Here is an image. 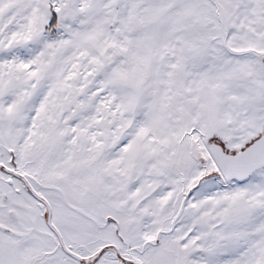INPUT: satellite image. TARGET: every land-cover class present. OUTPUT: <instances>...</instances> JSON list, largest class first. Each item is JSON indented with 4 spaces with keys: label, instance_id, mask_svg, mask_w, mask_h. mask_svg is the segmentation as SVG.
Masks as SVG:
<instances>
[{
    "label": "snow or ice",
    "instance_id": "snow-or-ice-1",
    "mask_svg": "<svg viewBox=\"0 0 264 264\" xmlns=\"http://www.w3.org/2000/svg\"><path fill=\"white\" fill-rule=\"evenodd\" d=\"M0 264H264V0H0Z\"/></svg>",
    "mask_w": 264,
    "mask_h": 264
}]
</instances>
